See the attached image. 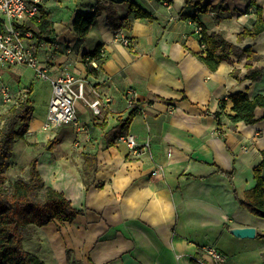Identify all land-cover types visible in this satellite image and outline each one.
Segmentation results:
<instances>
[{
	"label": "crops",
	"instance_id": "obj_1",
	"mask_svg": "<svg viewBox=\"0 0 264 264\" xmlns=\"http://www.w3.org/2000/svg\"><path fill=\"white\" fill-rule=\"evenodd\" d=\"M64 1L42 0L54 23V35L45 40L46 47L37 50L40 65L48 67L50 79L68 72L86 81L87 87L109 96L110 104L99 117L94 116L87 105L94 98L87 88L86 102L76 103L84 132L76 134L63 127L72 138L61 142L56 137L59 141H51L50 152L39 156L37 169L45 186L63 193L83 213L71 223L36 228L22 241L24 249L47 264H68V252L74 253L76 264H193L192 256L200 248L214 246L228 253L224 264H264L263 239H239L228 232L252 227L256 235L264 233V218L242 208L229 180L218 173L234 172L239 199L254 187L253 171L264 151V109L256 108L257 122L252 125L232 124L222 117L218 128L213 117L220 100L236 92H246L250 99L264 95V32L254 39L238 40V34L256 19L254 8H261L264 19V0L200 1V6L217 7L208 13H197L186 0ZM130 2L154 19H133L127 14ZM66 3L70 5L66 6L68 19H55L53 7L58 12ZM98 4L115 12L112 19L115 24L121 22L120 30L131 39V48L114 40L116 29L104 11L85 41L75 35V14ZM184 16H197L208 32L220 33L239 48L251 47L261 56L252 67L263 70L262 79L247 80L245 59L234 57L209 71L194 55L203 51L197 33L200 26ZM97 44L102 45L106 60L98 74L90 75L83 55ZM11 69L3 70V82L13 94L27 92L31 100V88H18L19 77ZM129 89L135 91L142 112L132 118L124 134L149 143V149L138 157L131 156L124 144L107 146L110 130L130 113L124 100ZM50 96L51 86L41 112L44 117H32L31 131L45 120ZM230 107L227 101L228 114ZM77 137L81 147L87 148L84 155L96 156L94 180L88 187L83 183L84 155L77 165L54 153L56 146L71 145Z\"/></svg>",
	"mask_w": 264,
	"mask_h": 264
},
{
	"label": "trees",
	"instance_id": "obj_2",
	"mask_svg": "<svg viewBox=\"0 0 264 264\" xmlns=\"http://www.w3.org/2000/svg\"><path fill=\"white\" fill-rule=\"evenodd\" d=\"M148 1L171 2V0ZM200 1L202 0H186V4H193L197 13H208L217 8L209 4L200 6ZM107 10L106 5L98 4L97 8L91 7V9L78 11L75 14L72 21V30L79 40H86L90 28L103 11L107 12V21L114 29L121 27V22L119 24L114 23L112 10L110 12ZM40 12L39 23L30 22L22 29L31 31L38 41H45L54 35V23L50 19V13L45 11L43 7H41ZM127 14L133 19H154L148 11L134 2L128 3ZM254 14L256 19L253 21L252 26L240 32L238 40L246 37L254 39L264 32V19L261 8H254ZM197 16H184V19H190L200 26L198 40L203 46V51L194 55L199 58L207 69L214 72L222 62L230 63L232 57L238 60L245 59V67L248 70L245 78L252 83L260 81L263 70L252 66L253 63L261 60V56L254 52L251 47L239 48L227 42L220 33L208 32L206 26L199 21ZM126 47L131 48L130 44ZM102 52V45L97 44L92 51L83 55L84 58L95 59L99 67L95 69L86 65V62L83 63L88 74L96 75L101 70L106 60L105 55L102 56ZM232 75L236 76L235 71L232 72ZM227 101L231 103L230 114L225 112ZM219 107V111L213 114L218 128L222 126V117H227L232 124L242 122L246 125H252L257 122L254 115L256 108L264 109V95H257L250 99L246 92L239 91L227 99L220 100ZM33 111L28 94L18 105H13L7 109L0 126V264H47L23 248V236H30L36 228L45 227L53 222L59 224L71 223L76 216L83 213L82 210L72 207L63 193L45 186L37 169L38 156L33 157L29 162L28 178L19 179L6 187L3 184L4 178L1 177V174L7 167V161L13 157V144L18 140H26ZM137 114L138 111L133 109L125 120L118 121L117 125L110 130L107 146H114L117 143L119 137L128 129L132 118ZM262 119H264V114ZM53 146L54 143L50 141L46 144V149L51 150ZM261 155L262 160L253 171L255 185L245 192L243 199H239L234 188V172L224 173L219 170L218 173L229 180L233 188L234 198L242 208L254 216L264 218V151L261 152ZM95 169L96 156L85 154L83 183L86 187L92 185ZM256 238L264 240V233H257ZM193 264L195 263L193 262Z\"/></svg>",
	"mask_w": 264,
	"mask_h": 264
},
{
	"label": "built area",
	"instance_id": "obj_3",
	"mask_svg": "<svg viewBox=\"0 0 264 264\" xmlns=\"http://www.w3.org/2000/svg\"><path fill=\"white\" fill-rule=\"evenodd\" d=\"M42 0H0V107L18 105L27 96V92L13 94L10 87L3 82V70L17 66L29 67L34 70L37 77L50 81L51 96L48 111L41 129L44 132H52L62 127L72 129L76 134L84 132L76 111V103L79 100L86 102L85 93L93 95V100L87 103L94 116L99 117L104 108L109 107L110 97L100 93L91 85L87 87L86 81L77 79L66 72L56 79H50L48 67L41 66L37 58V50L46 47V41H38L29 30H23L30 22L39 23ZM200 28L197 33L199 35ZM121 34H115L114 40L121 41L123 46H128L127 37L120 38ZM104 56V52H102ZM98 69L95 59L83 58L82 63ZM126 108L136 109L142 112V107L135 100V91L129 89L124 94ZM124 144L129 154L138 157L149 149L147 141H139L134 135L123 134L115 145ZM75 145H81L77 137ZM195 264H224L225 256L214 246H204L198 253L192 256Z\"/></svg>",
	"mask_w": 264,
	"mask_h": 264
},
{
	"label": "rangeland",
	"instance_id": "obj_4",
	"mask_svg": "<svg viewBox=\"0 0 264 264\" xmlns=\"http://www.w3.org/2000/svg\"><path fill=\"white\" fill-rule=\"evenodd\" d=\"M64 2H67L65 0ZM70 7L68 3L63 5V9L58 10V12H54V7L51 10V15L54 16L55 19H61L65 22L68 19V14H70L69 10L67 9ZM114 9V8H113ZM114 15L115 12L112 11ZM121 27L114 31L115 34H121ZM126 37L123 33L120 35V38ZM118 43L122 44L121 41H117ZM7 71V70H6ZM9 71V69H8ZM11 74L19 77L18 80V88L25 89L31 88V100L34 107L33 118L40 119L42 115V110L45 108V103L47 104L48 94L50 92V83L47 80L37 77L34 70L29 67L17 66L10 70ZM9 73V75H10ZM10 78H12L10 76ZM6 80V79H5ZM9 80V78H7ZM15 86V84L13 85ZM9 107L2 106L0 107V126L2 119L5 115ZM30 129L27 132L26 140H18L13 144V157L7 161V167L1 174V177L4 178V186H8L19 179H26L28 178V169H29V162L35 156H42L44 152H50L46 149V144L49 141L55 140L57 143L59 140H56V137L60 139L61 142H65L68 138H72V134L70 130L65 128H59L57 131L55 130L52 132H44L42 131L40 125L34 131ZM55 133V135H54ZM68 135V136H67ZM61 136V137H60ZM54 141V142H55ZM31 145V146H30ZM55 155H65L72 162L79 163L82 162V157L84 152L87 150L85 146L81 147V145H75V141L71 143V145L64 146V147H55ZM34 232V231H33ZM26 238V235L23 236V240ZM25 247L26 243L24 242ZM23 245V244H22ZM24 248V245H23ZM225 256V262L227 259L228 253H223ZM66 259L68 264H76L74 260V253H66ZM263 258L260 256V260Z\"/></svg>",
	"mask_w": 264,
	"mask_h": 264
},
{
	"label": "water",
	"instance_id": "obj_5",
	"mask_svg": "<svg viewBox=\"0 0 264 264\" xmlns=\"http://www.w3.org/2000/svg\"><path fill=\"white\" fill-rule=\"evenodd\" d=\"M228 232L235 238L239 239H254L256 236V230L252 227H234L230 228Z\"/></svg>",
	"mask_w": 264,
	"mask_h": 264
}]
</instances>
